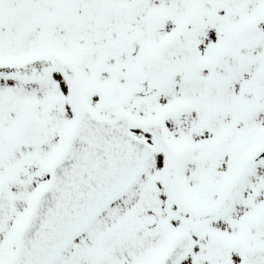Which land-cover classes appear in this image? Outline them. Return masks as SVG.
<instances>
[{
  "label": "snow or ice",
  "instance_id": "1",
  "mask_svg": "<svg viewBox=\"0 0 264 264\" xmlns=\"http://www.w3.org/2000/svg\"><path fill=\"white\" fill-rule=\"evenodd\" d=\"M0 264H264V0H0Z\"/></svg>",
  "mask_w": 264,
  "mask_h": 264
}]
</instances>
